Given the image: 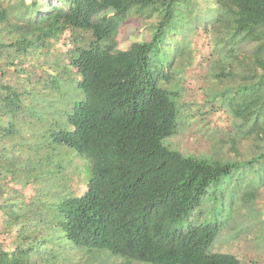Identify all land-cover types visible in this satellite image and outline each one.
I'll list each match as a JSON object with an SVG mask.
<instances>
[{"label": "trees", "instance_id": "obj_1", "mask_svg": "<svg viewBox=\"0 0 264 264\" xmlns=\"http://www.w3.org/2000/svg\"><path fill=\"white\" fill-rule=\"evenodd\" d=\"M156 13L148 40L119 47L130 16ZM198 21L230 42L213 97L234 155L259 142L248 156L170 141ZM70 153L87 162L80 195ZM263 187L264 0H0V264H243L214 244Z\"/></svg>", "mask_w": 264, "mask_h": 264}, {"label": "rangeland", "instance_id": "obj_2", "mask_svg": "<svg viewBox=\"0 0 264 264\" xmlns=\"http://www.w3.org/2000/svg\"><path fill=\"white\" fill-rule=\"evenodd\" d=\"M158 17L157 13L150 18L130 16L119 33V47L128 49L136 41L148 40L149 26L152 21L158 20ZM197 25L191 37L194 47L197 48L196 58L179 81L181 103L186 118L183 119L178 132L171 137L170 141L181 151L196 156L208 155L215 158L224 154L232 157L248 156L259 148V142L254 139H243L234 155V150H229L231 146L229 140L234 137V121L227 112V108L221 106L220 99L213 97L229 83L216 78L214 65L219 53L230 42L227 41L225 32L212 30L206 32L202 29L200 21ZM245 47L250 48L249 45H244ZM57 121L49 119L50 123L42 127L46 131L45 135L59 127ZM46 140L53 142V137L50 136ZM65 161L70 192L79 195L84 193L87 188L86 160L70 153L69 156H65ZM24 193L30 197L34 194V190L28 187ZM245 213L239 217L235 228L234 221L230 222L215 242L214 250L235 254L243 264H264V251L259 245L260 239L264 237V187L259 192L254 209ZM0 238L3 236L0 235Z\"/></svg>", "mask_w": 264, "mask_h": 264}]
</instances>
